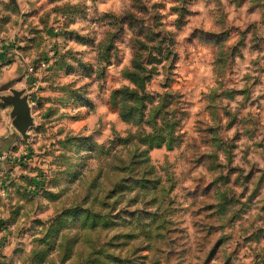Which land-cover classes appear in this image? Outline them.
I'll use <instances>...</instances> for the list:
<instances>
[{
  "label": "clouds",
  "instance_id": "obj_1",
  "mask_svg": "<svg viewBox=\"0 0 264 264\" xmlns=\"http://www.w3.org/2000/svg\"><path fill=\"white\" fill-rule=\"evenodd\" d=\"M149 55L166 59L149 64ZM138 63L143 87L127 75ZM125 89L145 105L127 129L122 119L132 101L124 99ZM4 98L26 99L29 119L21 124ZM169 101L175 110L165 111ZM90 117L91 127L70 128L73 119ZM182 126L186 134L174 135ZM85 136L90 151L80 148ZM157 136L170 147L152 161L158 187L122 198H137L140 209L153 201L149 210L161 223L182 221L183 212L171 213L183 206L199 224L179 236L167 227L137 229L136 245L149 247V264H204L218 238L231 244L216 264H264V0H0V222L6 225L0 227V264H36L48 227L47 218L42 225L37 218L53 206L46 193L73 190L89 161H95L89 170L107 172L106 193L121 175L135 174L112 172L111 165H127L150 150L144 138ZM21 157L35 172H25ZM22 175L43 184L31 200L8 187L13 181L27 187ZM208 199L216 204L214 221L191 212ZM17 208L22 219L14 217ZM210 223L219 226L211 239ZM107 239L96 234L91 246ZM84 260L78 254L71 264Z\"/></svg>",
  "mask_w": 264,
  "mask_h": 264
},
{
  "label": "rangeland",
  "instance_id": "obj_2",
  "mask_svg": "<svg viewBox=\"0 0 264 264\" xmlns=\"http://www.w3.org/2000/svg\"><path fill=\"white\" fill-rule=\"evenodd\" d=\"M155 7V5H153ZM161 8L166 5H160ZM163 17V13L160 14ZM157 23L162 25L164 20L157 18ZM136 21H130L129 26H135ZM48 35H53L49 32ZM58 35V34H56ZM156 39L160 38V33L155 34ZM78 40L82 38L77 37ZM86 43H92V41H84ZM114 45L109 46L110 49ZM144 46L142 45V48ZM163 55V49L158 53ZM47 57H45V60ZM166 58L157 59L149 55V64L164 63ZM123 63V61H121ZM84 70L85 76H90L92 70L81 65ZM141 67L143 68L142 64ZM170 68L175 71L173 65H169ZM144 70V69H143ZM173 89L179 88V81L177 80L172 84ZM115 89L113 92V98L116 99ZM181 98L184 93H180ZM135 106L130 107V111H127L124 115L129 118L123 117L122 127L127 129V126L131 123L135 114L141 112L145 105L143 98L135 102ZM193 103L192 111L197 113L195 107V101ZM5 105H8L5 103ZM175 110L171 101L167 102L165 111ZM50 114V113H49ZM46 114L45 118H47ZM109 116L111 121L114 118ZM91 117L88 122L82 119H73L70 124V128L73 131H77L83 127H91ZM191 123V121H189ZM186 127L182 126L179 132L173 131L174 135H185ZM76 137H72L71 140H75ZM82 143L80 145L81 150H91V145L86 142L85 137L80 138ZM121 139H124L121 137ZM71 140L65 143L66 147L71 146ZM58 143L60 141H57ZM149 144L150 150L139 153L128 162L127 165L122 166L120 163L111 165L110 171L112 172H127L129 169L135 174L121 175L120 182L111 187L106 193L104 187L106 186L105 176L107 172L104 170H96L93 168L89 170V162L95 165V161H89L85 163L84 169L80 171L77 176V180L80 181L77 184V180L73 181L76 186L73 190H69L63 196L56 193H46V196L50 199L51 204L46 213L41 214L37 220L39 224L45 222V218L48 221L47 230L43 233L39 239L44 245L43 250L38 254L36 264H71L78 254L85 256L84 264H149L150 250L148 246L138 247L136 241L138 239L137 229H148L152 226H156L158 229L167 227L169 233L179 236L183 231H190L192 227L199 224V220H193L189 216V212L183 206L181 208H174L172 215H178L183 212L184 219L179 223H173L172 221H164L161 223V217L156 213L151 212L149 209L155 206L153 201H149L144 209L136 207L139 203L137 198L125 201L123 195L125 193L140 189L141 192H151L158 187V180L155 178V165L152 161L159 159L164 153L170 151V147L166 146L160 137H147L144 141ZM33 155V149L29 148L27 158L30 159ZM25 157H21L20 166L24 168L25 172L31 167L35 172L34 166L23 163ZM147 165H151L148 167ZM11 171V170H9ZM38 176H43L42 172L35 173ZM81 177L83 178L81 180ZM20 179L26 181L27 187L15 185V182H11L8 187H15L16 194L21 199L31 200L35 197L43 188L41 180L30 178L27 175H22ZM248 181H251V173ZM2 187V186H0ZM121 204H125L121 207ZM216 208V204L208 199L207 203H204L199 208H193L191 210L193 216H203L207 221H214L216 219V213L213 209ZM103 209V211H101ZM21 209L14 210V217L20 216ZM147 221V223H146ZM0 222V227H5ZM209 228L208 236L211 239L212 236L217 235L219 226L215 223L207 225ZM107 234L108 239L105 240L100 247H92L94 243L92 237L96 234ZM253 238H246L247 242H254ZM225 244L230 245L231 241H226L224 238H218L216 242L209 248L205 255L204 264H216V257L219 254L222 247ZM232 264V262H230Z\"/></svg>",
  "mask_w": 264,
  "mask_h": 264
},
{
  "label": "trees",
  "instance_id": "obj_3",
  "mask_svg": "<svg viewBox=\"0 0 264 264\" xmlns=\"http://www.w3.org/2000/svg\"><path fill=\"white\" fill-rule=\"evenodd\" d=\"M136 68H137V71L128 73L127 75L129 76V78L131 79V81L134 84H138L140 87H143L145 78L142 75L138 74L139 72L143 71V68L141 67V64H139V63L136 65ZM120 94H121V89L115 91V95H120ZM123 95H124L125 100H131V101H135V102L140 100V98L137 97L135 91L132 89H125ZM132 106H135V103H132L130 105V107H132ZM128 111L131 112L130 109H128ZM125 118H128L127 115H124V119ZM128 120H129V118H128Z\"/></svg>",
  "mask_w": 264,
  "mask_h": 264
},
{
  "label": "water",
  "instance_id": "obj_4",
  "mask_svg": "<svg viewBox=\"0 0 264 264\" xmlns=\"http://www.w3.org/2000/svg\"><path fill=\"white\" fill-rule=\"evenodd\" d=\"M6 104H14L15 105V111L17 112L19 116V122L21 124L25 123L29 117L27 115L26 111V99L24 98H4Z\"/></svg>",
  "mask_w": 264,
  "mask_h": 264
}]
</instances>
